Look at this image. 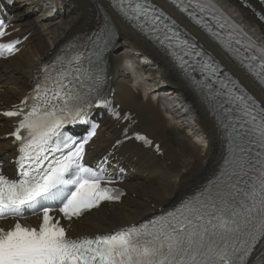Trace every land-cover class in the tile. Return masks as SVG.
<instances>
[{
    "label": "snow or ice",
    "instance_id": "obj_1",
    "mask_svg": "<svg viewBox=\"0 0 264 264\" xmlns=\"http://www.w3.org/2000/svg\"><path fill=\"white\" fill-rule=\"evenodd\" d=\"M172 2L218 41L264 90V45L248 37L211 0ZM110 3L165 50L197 87L227 137L223 166L200 193L167 216L105 235L70 238L52 213L58 211L62 219L72 221L104 202L118 201L123 193L109 186L115 181L103 166L107 159L96 168L82 163L88 139L78 143L61 129L85 121L94 103L117 119L121 116L107 100L94 97L92 88L85 90L91 78L89 67L58 57L55 75L46 71L35 96L29 98L30 108L22 101L23 106L2 113L19 118L10 134L19 142V155L15 178L0 167V219L17 220L8 229L0 228V264H250L258 247L261 251L255 264H264V102L249 93L211 53L188 39L176 21L150 0ZM8 27L0 21V38L8 35ZM110 36L114 32L106 20L91 40L92 47L77 55H96L97 43ZM17 43L19 40L0 44V57L5 52L14 54ZM125 136L131 138L127 130ZM135 139L151 144L138 133ZM26 209L40 215L38 228L19 222Z\"/></svg>",
    "mask_w": 264,
    "mask_h": 264
},
{
    "label": "bare ground",
    "instance_id": "obj_2",
    "mask_svg": "<svg viewBox=\"0 0 264 264\" xmlns=\"http://www.w3.org/2000/svg\"><path fill=\"white\" fill-rule=\"evenodd\" d=\"M150 1L176 21L199 46L211 53L258 101L264 102V92L214 42L191 26L163 0ZM219 1L240 21L254 28L255 33L264 40V27L253 11L242 8L235 0ZM52 3L59 7L58 14L54 16L49 11H44L39 13L37 19H31L28 11L13 12L14 19L22 28L19 34L31 32V36L23 44L20 53L0 62V107L17 102L25 94L36 70L50 55L55 54L68 41L82 39L96 25L105 24L107 20L114 32L106 55L114 99L120 104L122 111L134 115L136 124L133 129L160 143L163 151L162 156L156 157L150 149L144 150L132 141L115 149L123 162L130 165L128 179L122 184L126 196L118 205H101L78 222H72L69 226L72 231L69 234L93 236L136 224L157 209L174 205L185 196L191 195L197 185L217 172L227 155L225 133L197 87L177 69L165 50L158 48L156 43L149 41L120 18L106 0H52ZM251 7L254 11H259V6L251 4ZM49 30L52 36H49L48 45L45 39ZM137 52L150 57L158 66L157 71L145 72L150 78L147 83L141 82V77L136 76L132 84L124 70L125 64ZM158 78L169 86L164 95L173 94L172 96L156 97L161 85ZM178 103L184 105L183 109L188 107L190 113L178 108ZM190 114L201 132L193 133L196 137L203 136L205 141L200 149L194 151H191L187 143L191 141L188 139L190 132L194 131L189 129L193 128L189 122L192 119ZM179 123L185 125L187 133ZM10 131L11 122L0 116V162L5 163L6 167V160L14 156V148L5 138ZM119 132L114 123L105 120L102 130L95 136L97 140L90 142L94 147L91 155L97 159L105 154L112 141L118 138ZM130 193L135 194L136 198L129 197ZM145 199H148L146 202L149 204ZM260 251L258 247L250 264H255V258Z\"/></svg>",
    "mask_w": 264,
    "mask_h": 264
},
{
    "label": "rangeland",
    "instance_id": "obj_3",
    "mask_svg": "<svg viewBox=\"0 0 264 264\" xmlns=\"http://www.w3.org/2000/svg\"><path fill=\"white\" fill-rule=\"evenodd\" d=\"M60 15H62V13H60ZM49 32V34H48V37L45 39L46 40V43H48V45H49V41H50V37L52 36V34H51V30H49L48 31ZM50 36V37H49ZM48 47H50V46H48ZM180 124V123H179ZM183 124H185V123H183ZM181 125V124H180ZM185 126V125H184ZM184 126H182L181 125V128H182V130H184V132L185 133H187L186 132V130L184 129L185 127ZM189 138L188 139H190L191 141L189 142V141H187V143H188V146L190 147V149H191V151H194V150H197V149H200L204 144H205V141H204V139L202 138V136H195V133H193V132H190V136H188ZM193 141H194V143H193ZM196 146V147H195ZM199 147V148H198ZM130 183H132V182H130ZM129 197H131L132 199H135L136 198V195L135 194H132V193H130L129 194ZM146 200H148V199H145V202H146ZM147 203V202H146ZM147 204H149V203H147ZM150 204H152V202L150 203ZM114 225V224H113Z\"/></svg>",
    "mask_w": 264,
    "mask_h": 264
}]
</instances>
